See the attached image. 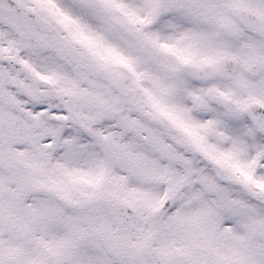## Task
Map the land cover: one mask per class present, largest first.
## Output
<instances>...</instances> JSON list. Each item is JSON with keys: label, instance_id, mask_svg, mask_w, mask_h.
Listing matches in <instances>:
<instances>
[{"label": "snow or ice", "instance_id": "obj_1", "mask_svg": "<svg viewBox=\"0 0 264 264\" xmlns=\"http://www.w3.org/2000/svg\"><path fill=\"white\" fill-rule=\"evenodd\" d=\"M0 264H264V0H0Z\"/></svg>", "mask_w": 264, "mask_h": 264}]
</instances>
